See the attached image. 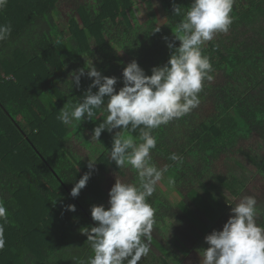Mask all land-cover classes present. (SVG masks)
Instances as JSON below:
<instances>
[{
    "label": "trees",
    "instance_id": "obj_1",
    "mask_svg": "<svg viewBox=\"0 0 264 264\" xmlns=\"http://www.w3.org/2000/svg\"><path fill=\"white\" fill-rule=\"evenodd\" d=\"M64 1L8 0L0 10V26L11 27L0 41V202L8 211L7 222L0 220V264H88L94 253L83 231L97 225L93 205L109 207L110 176L139 183L130 166L110 160L113 137L121 131L139 141L140 128L91 138L108 114L106 104L93 119L71 125L57 117L84 99L92 62L103 76L117 78V91L131 61L147 75L166 64L174 51L168 43L180 44L173 31L192 3L159 0V15L151 11L141 21L135 0H74L77 15L63 29L56 13ZM230 15L228 31L202 45L213 79L204 81L198 107L151 133L157 141L151 163L167 168L147 199L154 211L147 257L156 264H186L191 250L205 248V237L227 222L243 196L246 174H259L264 186V0H234ZM81 68L77 87L71 74ZM90 158L96 161L91 177L73 197ZM169 184L177 205L162 191ZM70 204L75 212L66 210ZM257 205V224L264 226V190Z\"/></svg>",
    "mask_w": 264,
    "mask_h": 264
},
{
    "label": "clouds",
    "instance_id": "obj_2",
    "mask_svg": "<svg viewBox=\"0 0 264 264\" xmlns=\"http://www.w3.org/2000/svg\"><path fill=\"white\" fill-rule=\"evenodd\" d=\"M7 2L0 0V10ZM233 3L234 0H192L183 20L173 31L175 39L180 41L179 46L168 43L174 51L166 64L154 66L152 74L147 75L136 60L131 61L123 69L124 86L117 91V78L103 76L92 62L86 68L87 76L94 79L84 99L70 110L64 107L60 110L57 119L71 125L73 121L93 119L94 109L104 108L106 104L108 114L92 131L91 138L97 140L105 130L140 128L139 141L122 135L121 131L113 137L110 160L118 168L130 166L137 173L139 183L117 179L109 192V207L92 206L91 215L97 225L83 231L94 253L88 264H138L149 253L147 242L152 239L154 211L147 199L167 171L151 163L150 153L157 145L152 130L198 107L204 81L213 79L212 64L202 54V45L216 33L228 31ZM180 12L179 7H174L176 15ZM10 34V26H0V41ZM83 75L84 68L71 74L75 86L80 85ZM93 88L98 90L93 92ZM170 159L175 161L179 157L172 154ZM95 162L89 159L90 171L75 183L71 190L73 197L86 187ZM169 183L174 181L169 178ZM66 210L75 212L76 206L67 205ZM231 212L222 230H213L205 237L209 247L199 250L200 264H264V226L257 224L256 197H244ZM7 217V208L0 202V220L7 222ZM4 247V227L0 224V250Z\"/></svg>",
    "mask_w": 264,
    "mask_h": 264
},
{
    "label": "rangeland",
    "instance_id": "obj_3",
    "mask_svg": "<svg viewBox=\"0 0 264 264\" xmlns=\"http://www.w3.org/2000/svg\"><path fill=\"white\" fill-rule=\"evenodd\" d=\"M135 1H136L137 16L139 17L141 21L148 19L149 12L156 11L158 14V12L161 9L159 0H149V1H144V2H142L141 0H135ZM56 14L58 16V22H59L60 27L63 29H66L67 23H68L67 20H68L69 15L70 14L77 15L76 4L74 0H67V1H64L62 4H60ZM124 136H130V135L124 134ZM117 179H119L121 182H123V180H125L124 182H126L127 178L124 177L123 179V176H119L116 174H113L112 176H110L109 184H108L109 191L113 187V185L116 183ZM246 184L247 185H246L244 194L242 197H240L238 201L240 202L246 196H254L257 199V203H260L261 194L264 190L263 179L260 177L259 174H253V175L246 174ZM162 191L165 195H167V197L171 200V202L174 205L178 204L180 197H179L178 192L175 191L174 187H171L169 184L165 187H162ZM257 209H258V214H259L261 208L257 207ZM224 224H225V221L224 223H221L219 229L217 230H222ZM207 247H209V245L206 243L205 248ZM200 260H201L200 252L193 249L191 250L189 255L185 258V263L186 264H200ZM138 264H156V260L153 259L152 256H148V257L145 256V257H142L141 261L138 262Z\"/></svg>",
    "mask_w": 264,
    "mask_h": 264
}]
</instances>
